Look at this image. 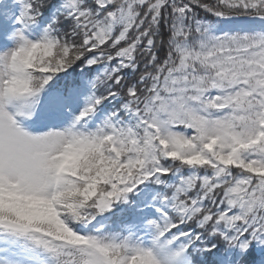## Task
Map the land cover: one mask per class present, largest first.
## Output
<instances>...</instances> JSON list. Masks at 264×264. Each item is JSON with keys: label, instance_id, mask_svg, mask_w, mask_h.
Wrapping results in <instances>:
<instances>
[{"label": "snow or ice", "instance_id": "6c2138e0", "mask_svg": "<svg viewBox=\"0 0 264 264\" xmlns=\"http://www.w3.org/2000/svg\"><path fill=\"white\" fill-rule=\"evenodd\" d=\"M0 264H264V0H0Z\"/></svg>", "mask_w": 264, "mask_h": 264}]
</instances>
